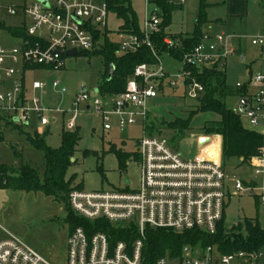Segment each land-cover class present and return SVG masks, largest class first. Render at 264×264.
Returning a JSON list of instances; mask_svg holds the SVG:
<instances>
[{
    "label": "built area",
    "instance_id": "1",
    "mask_svg": "<svg viewBox=\"0 0 264 264\" xmlns=\"http://www.w3.org/2000/svg\"><path fill=\"white\" fill-rule=\"evenodd\" d=\"M41 1L47 2V5ZM170 4L184 7L188 0H169ZM145 13L140 22L141 35H119L121 51H136L150 48L155 59L154 65H140L128 81L124 93L111 97H97L93 103L95 113L103 121L104 131H111V120L117 119L118 128L125 129L142 125L143 138L138 141V157L141 169L138 191L112 193H86L73 191L68 201L73 213L88 222L104 220L115 227L135 226L138 240L129 248L125 243L111 245L103 233L88 235L84 228L73 230L68 240L67 264H143L146 229L167 230L176 233L201 231L215 234L223 220L227 200L243 193H249L264 206V91L256 95L248 94L245 117L249 119L253 132L263 140L259 155L247 165L254 178L229 179L222 163V138L199 137L196 141L198 152L184 157L173 149L165 138L150 137L145 132L150 113V103L157 100L166 90H181L189 100H197L204 87L195 80L187 68L210 69L215 64H223L235 54L233 37L224 34L207 36L191 52L184 54L182 61L169 55L159 56L154 50L152 39L163 34L161 11L156 0H144ZM11 17L22 19L29 38L35 43L22 41L20 47L0 48V81L12 82L14 89L8 92L0 87V114L7 113V124L29 128L33 118L41 128H47L51 121L48 114L69 115L65 123L67 131L77 128L76 121L80 107L87 106L91 98L87 92H80L73 102L70 112L51 110L43 107V100L28 98L25 74L35 68L58 71L64 68L66 53L71 51H94L95 35L107 28L109 10L103 0H34L31 4L10 7ZM168 49L177 48L171 37L163 39ZM253 46L264 48V37L252 41ZM181 64L176 73L165 70L163 57ZM19 68L20 70H16ZM21 78L20 80L18 79ZM252 88L264 84V75L251 77L244 85ZM44 83H34L33 93L44 91ZM53 88L61 95L66 89L54 83ZM98 92V90H97ZM97 96L100 95L96 93ZM241 104H242V101ZM240 104V106H241ZM67 113V114H66ZM1 134V133H0ZM201 138L208 142L199 145ZM218 151L219 159L210 156L209 151ZM1 165V164H0ZM194 255H191L193 254ZM263 252L219 256L212 249L204 254L195 251L186 254L180 264H259ZM0 264H48L38 254L16 239L0 241ZM158 264H166L165 260Z\"/></svg>",
    "mask_w": 264,
    "mask_h": 264
},
{
    "label": "rangeland",
    "instance_id": "2",
    "mask_svg": "<svg viewBox=\"0 0 264 264\" xmlns=\"http://www.w3.org/2000/svg\"><path fill=\"white\" fill-rule=\"evenodd\" d=\"M32 1L34 0H0V22L6 29L21 27L22 19L9 16L8 9L23 6L25 2L31 4ZM129 1L139 22H142L145 13L144 0ZM207 4L208 25L203 28L204 35L224 34L233 37L232 45L236 49L235 54L230 55L225 62L227 86L235 88L240 83L248 82L251 77L264 75V48L252 44L253 40L264 37V0H248V7L242 13L231 12L227 7L219 6L218 0H207ZM199 10L200 0H188L181 10L173 14L168 32L178 37L191 35ZM120 25L116 16L110 13L107 28L100 30L102 41L108 39L112 43H122L123 39L118 34ZM21 44L22 41L12 37L7 30H0V48L12 49L20 47ZM83 53L90 55L85 56ZM92 53L94 51L81 52L80 54L83 55L65 58L64 68L58 71H28L25 74L27 97L42 99L43 107L47 109L70 112L81 88L85 87L91 98L88 106L92 107V101L100 97L97 96L96 91L101 87L105 73L102 58ZM163 64L169 73H176L182 69L180 63L167 56L163 57ZM16 70L20 69L16 68ZM1 74L0 84H3L6 80L4 73ZM36 82L45 84L44 91L33 93L31 87ZM57 82L61 88L66 89L65 95H61L53 88V84ZM6 84L7 91L12 92L13 83ZM261 88L264 91V84L253 86L249 89V94L256 95L260 93ZM182 93L179 90L176 96L180 98ZM172 95L171 90H166L164 95L150 103L152 121L171 122L177 118H188L195 102L174 98ZM240 104V99L236 97L227 98L225 101L228 110L240 115L243 127L252 130L249 119L240 114ZM86 107H80L76 121L80 129L81 141L67 170L66 179L68 181L73 179L74 184L80 185L82 191L86 193L138 191L141 169L137 160V143L143 138L142 125L138 124L121 131L117 119L113 118L112 130L104 131L101 116L95 113L93 107L91 111H87ZM190 115L195 116L193 112ZM9 116L7 113L0 114V133L3 137L0 140V164L6 166L9 172L11 170L19 172L23 167L30 166L39 173L42 180L46 169L45 154L42 150L35 149L30 139L43 140L48 148L59 149L62 145V135L66 131L62 115L48 114L51 121L49 128L37 126L35 118L32 119L29 128H20L7 124ZM53 120H56V123H53ZM217 120L218 117L212 113L198 114L192 119V130L184 137H176V139L165 131L161 134H152L167 139L173 149L184 157H190L198 152L196 141L199 137L218 136H206L201 131L206 123ZM209 153L214 159L218 160L220 157L219 150ZM118 154L125 157L123 163L120 162ZM225 170L229 179L254 178L250 167L240 166L234 160L226 163ZM245 220L257 221L264 230V206L249 193L227 200L225 211V225L229 230L244 225ZM71 230L67 207L54 197L40 192L0 189V241L16 239L48 264H67ZM165 261L166 264H180L181 260L166 258ZM259 264H264V257Z\"/></svg>",
    "mask_w": 264,
    "mask_h": 264
},
{
    "label": "trees",
    "instance_id": "3",
    "mask_svg": "<svg viewBox=\"0 0 264 264\" xmlns=\"http://www.w3.org/2000/svg\"><path fill=\"white\" fill-rule=\"evenodd\" d=\"M109 13L114 14L121 23L118 34L140 36V22L134 13L129 0H105ZM156 6L161 11L163 34L154 37L152 44L159 56L169 55L177 61H182L184 54L191 52L206 37L203 28L208 25L209 8L207 0H200V10L196 17L194 31L191 35L178 37L168 32L172 23V16L183 7L170 4L169 0H156ZM0 30H7L15 39L35 43L26 34V28L6 27L0 22ZM171 37L178 45L177 48L168 49L163 45L165 37ZM96 47L95 56L102 58L105 73L102 78V85L98 90L100 96L106 98L120 95L125 92L128 81L133 77L135 69L140 65H154L156 59L150 48L142 47L136 51L123 52L120 44L112 43L108 39L102 41L100 33L95 35ZM99 49V50H96ZM96 50V51H95ZM85 56L90 54L83 53ZM83 54H79L83 55ZM114 68L110 77L111 68ZM39 69V68H35ZM34 69V70H35ZM191 80H195L204 87V93L195 100V106L188 114L187 119L177 118L171 122L164 120L152 121L149 113L148 123L145 132L150 137L152 133L161 134L169 132L172 137H184L192 130V119L198 114L212 113L218 117L217 121L206 123L202 132L206 136L218 135L222 138V163L223 167L227 162L237 161L240 166L248 165L253 158L259 155L263 147L262 138L255 132L247 130L241 123L240 115L228 110L225 106L227 98L236 97L243 100L248 97V85L242 88L228 87L226 84L225 63L215 64L210 69L199 70L187 68ZM176 90L172 91V97L178 99H188L184 93L177 97ZM165 92L162 89L161 95ZM160 95V96H161ZM159 96V97H160ZM191 112L195 114L191 117ZM3 137L0 134V140ZM81 141L80 129L74 131H64L62 135V145L59 149L48 148L43 140L30 139L32 146L37 150H42L45 154L46 166L44 178L41 180L39 173L30 166L23 167L19 172L0 165V189L25 192H40L47 196L54 197L63 203L69 211V221L72 230L82 227L88 235L95 233L105 234L111 245L125 243L129 248L138 240L139 233L135 226L115 227L110 223L100 220L88 222L77 217L69 206V195L77 190L82 191L80 185H75L74 180L68 181L66 173L72 164L76 148ZM121 163L125 157L118 154ZM137 160L139 157L137 155ZM257 199V198H256ZM230 200V198L228 199ZM258 200V199H257ZM227 203L225 205L226 211ZM225 211L223 220L218 225L215 234H207L201 231H190L176 233L167 230L146 229L144 240L143 264H158L160 261L169 258L171 260H182L186 256V251L201 252L204 254L208 249H212L219 256H228L245 252L248 254L264 253V230L259 223L254 220H245L244 225L234 227L231 230L225 225Z\"/></svg>",
    "mask_w": 264,
    "mask_h": 264
},
{
    "label": "crops",
    "instance_id": "4",
    "mask_svg": "<svg viewBox=\"0 0 264 264\" xmlns=\"http://www.w3.org/2000/svg\"><path fill=\"white\" fill-rule=\"evenodd\" d=\"M218 2H220L219 6H221V5L225 6L228 8L229 11H231V12L235 11L236 13L245 12L246 8L248 7V0H218ZM234 50H236V49L234 48ZM35 70H45V69H35ZM31 71H33V70H31ZM24 81H25V79H24ZM7 82H9V81H5L3 84H0L1 89H5V90L7 89V87H6ZM88 110L89 109H87V111ZM62 117H63L64 128H65V123L69 117H68V115H67V117H66V115H62ZM53 123H56V120H53ZM37 126H39L38 122H37ZM50 126H51V124L47 128H49Z\"/></svg>",
    "mask_w": 264,
    "mask_h": 264
},
{
    "label": "water",
    "instance_id": "5",
    "mask_svg": "<svg viewBox=\"0 0 264 264\" xmlns=\"http://www.w3.org/2000/svg\"><path fill=\"white\" fill-rule=\"evenodd\" d=\"M41 2L43 4H45V5H47V2H45V1H41ZM66 56L67 57H77V56H79V53L77 51H71V52L66 53ZM113 71H114V68L112 67L111 68V71H110V74H109L110 77L112 76ZM81 92L82 93L86 92V88L85 87H82L81 88ZM96 93H98V92L96 91ZM246 110H247V101L246 100H243L242 101V104H241V106L239 108L240 114H242V115L245 114ZM207 142H208V139L207 138H201L199 140V145L203 146ZM188 253H189V250L186 251V254H188Z\"/></svg>",
    "mask_w": 264,
    "mask_h": 264
}]
</instances>
